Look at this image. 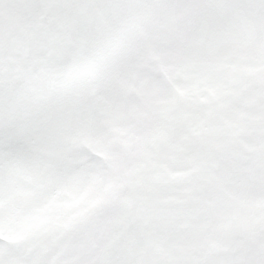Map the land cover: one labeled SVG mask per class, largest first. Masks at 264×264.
<instances>
[{
  "label": "snow or ice",
  "instance_id": "6c2138e0",
  "mask_svg": "<svg viewBox=\"0 0 264 264\" xmlns=\"http://www.w3.org/2000/svg\"><path fill=\"white\" fill-rule=\"evenodd\" d=\"M0 264H264V0H0Z\"/></svg>",
  "mask_w": 264,
  "mask_h": 264
}]
</instances>
